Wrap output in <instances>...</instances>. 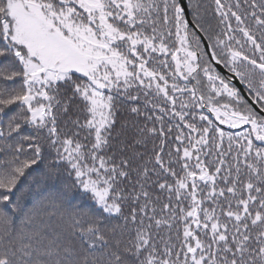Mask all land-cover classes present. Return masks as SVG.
<instances>
[{
	"label": "snow or ice",
	"instance_id": "snow-or-ice-1",
	"mask_svg": "<svg viewBox=\"0 0 264 264\" xmlns=\"http://www.w3.org/2000/svg\"><path fill=\"white\" fill-rule=\"evenodd\" d=\"M0 264H264V0H0Z\"/></svg>",
	"mask_w": 264,
	"mask_h": 264
},
{
	"label": "trees",
	"instance_id": "trees-1",
	"mask_svg": "<svg viewBox=\"0 0 264 264\" xmlns=\"http://www.w3.org/2000/svg\"><path fill=\"white\" fill-rule=\"evenodd\" d=\"M193 2H195V0H193ZM203 2H204V3H208L209 0H203ZM225 127H227V126H225ZM53 222H54V221H53Z\"/></svg>",
	"mask_w": 264,
	"mask_h": 264
}]
</instances>
